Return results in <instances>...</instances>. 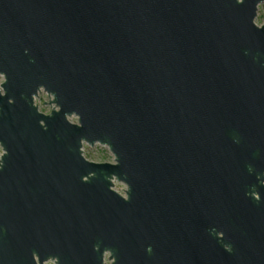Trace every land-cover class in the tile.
Instances as JSON below:
<instances>
[{"label": "water", "instance_id": "water-1", "mask_svg": "<svg viewBox=\"0 0 264 264\" xmlns=\"http://www.w3.org/2000/svg\"><path fill=\"white\" fill-rule=\"evenodd\" d=\"M263 2L0 0V264H264Z\"/></svg>", "mask_w": 264, "mask_h": 264}, {"label": "rangeland", "instance_id": "rangeland-1", "mask_svg": "<svg viewBox=\"0 0 264 264\" xmlns=\"http://www.w3.org/2000/svg\"><path fill=\"white\" fill-rule=\"evenodd\" d=\"M255 22L258 25L264 24V2L259 6L258 10V16L255 20ZM4 81V77L0 75V90H1V84ZM44 102H47L44 104ZM50 97L45 91H41L39 96L36 98V104L39 107V110L44 113H49L52 109V105H50ZM52 106V107H51ZM73 122H76V118L73 117L71 119ZM3 150L0 146V155L2 154ZM84 155L89 160L95 161V162H114V156L110 152V150L106 146H102L99 144H96L95 146H90L85 144L84 145ZM115 188L117 191L125 195V190L127 188L126 184L120 181H115ZM125 189V190H123Z\"/></svg>", "mask_w": 264, "mask_h": 264}, {"label": "flooded vegetation", "instance_id": "flooded-vegetation-1", "mask_svg": "<svg viewBox=\"0 0 264 264\" xmlns=\"http://www.w3.org/2000/svg\"><path fill=\"white\" fill-rule=\"evenodd\" d=\"M114 189L116 190V188L114 187ZM117 191V190H116ZM119 192V191H118ZM120 193V192H119ZM122 194V193H121ZM123 195V194H122ZM218 235H219V237H222V236H224V234L222 233V232H220V233H218ZM108 254H109V252H108ZM48 264H51V263H48Z\"/></svg>", "mask_w": 264, "mask_h": 264}]
</instances>
